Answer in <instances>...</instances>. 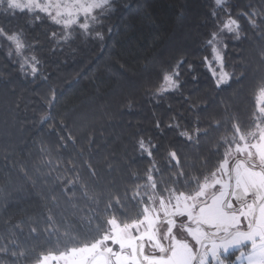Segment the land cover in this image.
<instances>
[{
  "label": "trees",
  "instance_id": "trees-1",
  "mask_svg": "<svg viewBox=\"0 0 264 264\" xmlns=\"http://www.w3.org/2000/svg\"><path fill=\"white\" fill-rule=\"evenodd\" d=\"M213 7L212 0H115V11L95 29L103 34L102 40L77 30L59 43L51 33H60V26L47 20L29 23L28 15L0 17V24L23 30L26 41L34 45L26 54L39 58L43 73L37 79L25 76L7 58V49L0 48V243H8L15 234L27 252L19 264H31L41 250H56V236L49 238L45 231L49 210L61 233L85 227L89 201L77 191L73 209L55 179L74 177L67 171L72 167L69 160L75 161L90 194L107 193L113 185L122 191L134 183L132 173L143 176L150 167L136 147L140 137L157 146L154 158L168 178L169 151L176 150L184 170L192 173V166L199 169L206 158L210 165L215 162V141L225 134L227 116L238 118L244 127L251 123L258 87L264 82L260 57L264 39L259 29L241 18V38L225 37V71L233 74L230 86L217 87L205 62L212 55L206 41L216 28ZM225 7L235 17L242 11L261 10L264 0H228ZM217 11L225 18L223 9ZM181 59L179 89L154 95L159 69L171 68ZM53 88L57 99L50 110L47 100ZM49 111L56 120L63 118L76 137L67 150L59 149L50 123H40ZM217 121L224 126L215 128ZM197 126L201 132L209 131L198 141ZM181 130L192 132L193 141L180 136ZM90 140L94 142L89 147ZM49 159L54 164L59 161V171H51L50 176ZM85 161L95 167V179L83 166ZM22 167L35 186L23 179ZM53 194L58 206L50 199ZM128 211L134 215L136 209L129 206ZM32 227L37 233L30 234Z\"/></svg>",
  "mask_w": 264,
  "mask_h": 264
},
{
  "label": "snow or ice",
  "instance_id": "snow-or-ice-1",
  "mask_svg": "<svg viewBox=\"0 0 264 264\" xmlns=\"http://www.w3.org/2000/svg\"><path fill=\"white\" fill-rule=\"evenodd\" d=\"M227 3L214 0L211 16L216 28L206 41L213 59L205 57V62L217 87L230 86L233 74L225 71V37L230 34L236 40L241 38V18H246L251 28L259 29L264 39V8L242 11L234 17L225 7ZM217 9H223L225 18H220ZM114 11L115 0H0V17L5 20L28 15L29 23L47 20L60 26V33H51L57 43L60 39L68 41L77 30L85 37L94 33L102 40L103 34L95 30L96 26ZM33 47L22 29L0 24V48L7 49V58L19 65L20 73L37 79L43 75L41 61L34 54H26ZM260 57L264 61V48ZM183 63L181 59L171 68L159 69L160 82L154 95L179 89ZM50 93L47 104L51 110L57 96L54 88ZM256 101L257 111L247 127L238 118L227 116L225 134L215 141V162L210 165L206 158L199 169L192 166V173L184 170L180 155L171 150L167 154L171 174L165 178L154 158L157 146L140 137L136 147L150 162L145 174L132 173L134 183L125 185L122 191L113 185L107 193L93 190L90 194L88 183L81 182L75 161L69 160L72 167L67 171L75 173L74 177L55 179L73 209L77 208V191L89 201L85 227L61 233L49 210L45 231L49 238L56 236L57 248L37 252L31 264H264V82L258 87ZM40 123H50V134L57 136L59 149L75 145L76 137L63 118L56 120L49 111L41 116ZM222 126L220 121L214 125L217 129ZM179 134L193 141L192 132L181 130ZM202 135L208 136L209 131L201 132L197 126L196 140ZM93 142L89 141V147ZM46 165L49 176L51 171H59V161L54 164L49 159ZM83 166L91 178L97 177L90 161ZM21 174L35 186L23 167ZM50 199L58 206L54 194ZM129 206L136 209L134 215L129 214ZM35 233L37 229L32 227L30 234ZM0 256L12 257L11 261L0 259V264H19L21 258H27V252L20 248L13 233L8 243H0Z\"/></svg>",
  "mask_w": 264,
  "mask_h": 264
},
{
  "label": "rangeland",
  "instance_id": "rangeland-1",
  "mask_svg": "<svg viewBox=\"0 0 264 264\" xmlns=\"http://www.w3.org/2000/svg\"><path fill=\"white\" fill-rule=\"evenodd\" d=\"M212 2H214V0H212ZM228 35H230V34H228ZM211 52H212V48H211ZM213 59V52H212V55H211V59H210V61ZM214 66H217V65H214ZM208 67V66H207ZM218 67V66H217ZM208 69H209V67H208ZM210 71V70H209ZM210 73H211V71H210ZM212 74V73H211ZM174 91V90H173ZM256 104H257V101H256Z\"/></svg>",
  "mask_w": 264,
  "mask_h": 264
}]
</instances>
